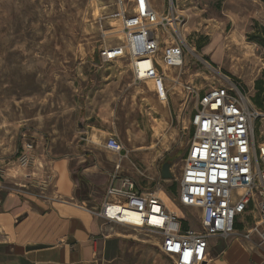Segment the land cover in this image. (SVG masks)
<instances>
[{"label": "rangeland", "instance_id": "1", "mask_svg": "<svg viewBox=\"0 0 264 264\" xmlns=\"http://www.w3.org/2000/svg\"><path fill=\"white\" fill-rule=\"evenodd\" d=\"M150 1L157 12L167 9V0ZM176 2L186 17L181 35L192 50L185 53L181 82L217 86L219 74L239 82L261 114L253 122V129L255 139L264 142V49L247 40L251 30L257 34L254 22L264 26L261 2L223 0L218 6L215 0ZM115 9L113 1L0 0L1 187L6 192L38 193L36 187L48 185L49 175L44 185L29 183L25 175L23 181L19 178L14 182L20 152L18 137L19 145L33 141V159L28 169L33 168L36 158V139L42 144L41 153L50 158L75 154L76 145L86 137L77 129V118L88 103L87 95L104 90L103 77L108 76L110 83L115 81L111 89L116 99L109 105L114 108L115 135L123 154L149 175L163 163L170 165L172 178L160 183L158 193L169 208L197 229V223L188 218V210L176 201V179L190 136L188 111L183 108L179 88L172 99L161 103L144 86L132 84L124 63L107 64L101 70L94 66L100 63L98 50L121 38L120 20L113 16ZM101 98L93 100L103 103ZM96 138L103 150L105 138ZM68 168L71 174L75 171L73 160ZM173 185L174 195L170 192Z\"/></svg>", "mask_w": 264, "mask_h": 264}, {"label": "built area", "instance_id": "2", "mask_svg": "<svg viewBox=\"0 0 264 264\" xmlns=\"http://www.w3.org/2000/svg\"><path fill=\"white\" fill-rule=\"evenodd\" d=\"M90 1H113V16L120 20L121 38L98 50L99 64L124 63L133 84L150 82L161 103L177 93L176 88L183 95L190 136L176 179L177 203L197 223L194 229L169 209L158 189L142 192L129 176L114 185L118 178L114 173L99 208L90 211L100 221L101 235L107 238L111 226L119 225L157 238L159 251L173 264H206L212 238L254 239L264 264V142L255 139L253 122L261 114L248 92L221 74L217 86L181 82L185 53L192 50L181 35L186 17L176 0H167L162 13L150 0ZM104 147L117 155L123 150L116 136L107 137ZM32 153L33 145L24 143L17 158L20 170L27 171ZM120 164L121 158L115 172ZM135 171L144 178L142 171Z\"/></svg>", "mask_w": 264, "mask_h": 264}, {"label": "crops", "instance_id": "3", "mask_svg": "<svg viewBox=\"0 0 264 264\" xmlns=\"http://www.w3.org/2000/svg\"><path fill=\"white\" fill-rule=\"evenodd\" d=\"M94 66L98 70L104 68L100 64ZM103 78V83H106L102 84L104 90L101 88L87 95V106L77 118V129L86 137L83 143L76 145L75 154L50 158L41 153L39 147L42 144L40 139H36L38 149L33 168L22 171L16 167L14 182L23 181L25 175L29 177V183L39 186L49 175L48 185L36 187L38 193H32L26 190L6 192L0 184V264H173L159 251V239L145 237L138 231L119 225H112L109 236L104 238L99 219L90 213L99 208L114 173L118 177L114 185H118L121 177L129 176L142 192L153 189L159 192L160 183L164 181L160 177L161 166L160 169L154 168L149 175L146 169H141V165L139 167L128 159L127 154H123L124 149L119 155L105 149L107 137L116 136L114 108L109 105L116 95L111 89L115 81L110 83L108 76ZM147 83L151 86L150 82H132L135 86H144L156 99L152 86L149 88ZM96 96L103 97V103L95 102ZM105 101L108 104H104ZM95 117L103 123H98L100 121ZM111 128L114 129L112 133ZM96 137L105 138L103 150ZM30 142L33 143L32 140ZM21 147L18 137L17 148ZM119 158L120 169L115 172L114 166ZM70 160L76 166L72 174L68 168ZM135 168L144 173V178L137 174ZM41 192L44 197L39 196ZM58 198L74 203L59 202ZM261 260L262 253L255 249L254 239L246 241L230 236L208 240L206 264H260Z\"/></svg>", "mask_w": 264, "mask_h": 264}, {"label": "trees", "instance_id": "4", "mask_svg": "<svg viewBox=\"0 0 264 264\" xmlns=\"http://www.w3.org/2000/svg\"><path fill=\"white\" fill-rule=\"evenodd\" d=\"M217 1V6L219 5V3L223 0H215ZM263 6V10H264V0H259ZM255 28V30L257 31V34L252 32V30L250 31L249 35L247 36V40L250 42H253L255 44H257L258 46H260L261 48L264 49V26L257 24V22L253 23V29ZM175 186L173 185L170 188V192L174 195L175 194Z\"/></svg>", "mask_w": 264, "mask_h": 264}, {"label": "water", "instance_id": "5", "mask_svg": "<svg viewBox=\"0 0 264 264\" xmlns=\"http://www.w3.org/2000/svg\"><path fill=\"white\" fill-rule=\"evenodd\" d=\"M169 168H170V165L168 163H163L161 165L160 177L162 180H170L172 178Z\"/></svg>", "mask_w": 264, "mask_h": 264}]
</instances>
